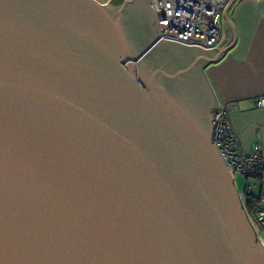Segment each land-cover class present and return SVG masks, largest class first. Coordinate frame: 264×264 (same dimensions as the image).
Masks as SVG:
<instances>
[{"label":"water","instance_id":"95a60500","mask_svg":"<svg viewBox=\"0 0 264 264\" xmlns=\"http://www.w3.org/2000/svg\"><path fill=\"white\" fill-rule=\"evenodd\" d=\"M132 1L0 0V264H264L203 70L233 0L219 51Z\"/></svg>","mask_w":264,"mask_h":264},{"label":"crops","instance_id":"0c3cea01","mask_svg":"<svg viewBox=\"0 0 264 264\" xmlns=\"http://www.w3.org/2000/svg\"><path fill=\"white\" fill-rule=\"evenodd\" d=\"M227 16L233 22L236 40L219 59L208 61L203 70L218 107L229 109L230 125L242 149L251 152L259 147L262 173L253 187V193L259 195L264 189V107L258 106L256 99L264 95V0H233ZM231 38V26L224 14L221 40L214 51ZM244 178L246 186L248 179ZM262 204L264 207V200ZM254 227L264 244V226Z\"/></svg>","mask_w":264,"mask_h":264},{"label":"built area","instance_id":"2783aa9c","mask_svg":"<svg viewBox=\"0 0 264 264\" xmlns=\"http://www.w3.org/2000/svg\"><path fill=\"white\" fill-rule=\"evenodd\" d=\"M230 0H151L159 29V38L198 45L206 49L217 46L221 40L223 15ZM264 107V95L256 99ZM214 118L213 140L234 176L242 174L247 184L242 199L253 192L261 178L263 159L256 146L245 152L237 134L232 130L229 109L221 105ZM264 189L249 213L253 224L264 226ZM245 203V202H244Z\"/></svg>","mask_w":264,"mask_h":264},{"label":"flooded vegetation","instance_id":"af4514ba","mask_svg":"<svg viewBox=\"0 0 264 264\" xmlns=\"http://www.w3.org/2000/svg\"><path fill=\"white\" fill-rule=\"evenodd\" d=\"M123 3L124 2H122V4ZM126 14H130L135 18V20L139 19V17L143 19L144 16L141 15H145V14L148 15L150 17L149 18L150 25L149 27L146 26L142 27V30L144 28V31L147 32V34L154 30L155 36L158 37V29L156 26L155 15L150 0H143L142 2H133V1L129 2L127 4Z\"/></svg>","mask_w":264,"mask_h":264},{"label":"rangeland","instance_id":"374dc122","mask_svg":"<svg viewBox=\"0 0 264 264\" xmlns=\"http://www.w3.org/2000/svg\"><path fill=\"white\" fill-rule=\"evenodd\" d=\"M99 2L101 3H108L110 0H98ZM216 47V46H215ZM221 107V105L218 107V109ZM216 113V112H215ZM213 124H214V119H213ZM214 129V127H213ZM235 185L239 191L240 194H243L244 193V189H245V178L242 174H237L235 176ZM243 197V196H242ZM246 199L245 197L243 198V202H245ZM249 215V213H248ZM250 218V216H249ZM251 220V219H250Z\"/></svg>","mask_w":264,"mask_h":264},{"label":"trees","instance_id":"16d2710c","mask_svg":"<svg viewBox=\"0 0 264 264\" xmlns=\"http://www.w3.org/2000/svg\"><path fill=\"white\" fill-rule=\"evenodd\" d=\"M258 199L259 195H256L253 192L247 195L244 206L248 212L252 210L253 206L256 204Z\"/></svg>","mask_w":264,"mask_h":264}]
</instances>
